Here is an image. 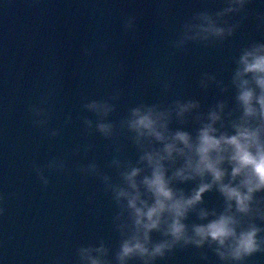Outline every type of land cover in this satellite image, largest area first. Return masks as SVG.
Listing matches in <instances>:
<instances>
[{
    "label": "clouds",
    "instance_id": "1",
    "mask_svg": "<svg viewBox=\"0 0 264 264\" xmlns=\"http://www.w3.org/2000/svg\"><path fill=\"white\" fill-rule=\"evenodd\" d=\"M253 2L222 0L216 10L194 12L167 42L170 55L187 52L193 44L225 46L249 20ZM136 20L135 15L121 19L123 32L133 38ZM255 21L264 32V11L255 13ZM109 46V40L94 41L83 47L82 56L91 58ZM118 69L124 70L122 62ZM162 71L156 67L152 75L168 94L173 81L161 79ZM197 85L205 97L215 92L211 103L195 97L141 102L118 119L112 117L123 89L107 98L85 97L80 107L91 116L81 115V126L86 136L98 134L109 142L106 165L93 158L69 167V156L87 157L94 150L90 142L43 164L33 162L31 170L44 189L51 174L74 171L98 181L113 204L111 228L118 242L81 244L75 264H166L188 249L197 250L202 264H213L209 253L216 264H249L250 258L264 254V39L231 52L220 70L202 72ZM56 95L50 88L38 103L28 105L32 126L48 139L61 137L73 119L69 113L62 127H51ZM210 193L218 196V205L209 206L205 197ZM10 195L16 193L0 192V218L7 214ZM96 195L89 194L86 202L94 203ZM52 264L64 260L56 257Z\"/></svg>",
    "mask_w": 264,
    "mask_h": 264
},
{
    "label": "water",
    "instance_id": "2",
    "mask_svg": "<svg viewBox=\"0 0 264 264\" xmlns=\"http://www.w3.org/2000/svg\"><path fill=\"white\" fill-rule=\"evenodd\" d=\"M221 6L222 0H0V192L16 193L9 196L7 214L0 218V264H52L56 257L75 264V250L81 244L100 239L118 242L111 228L114 207L98 181L74 171L53 173L44 189L32 164L90 142L94 150L87 157L69 156V167L93 158L106 165L109 142L98 134L86 136L81 126L79 117L91 116L80 107L85 97L107 98L123 89L113 119L141 102L195 97L211 103L215 92L205 97L197 85L200 74L220 70L231 52L264 39L255 21V13L264 11V0H254L249 20L225 46L193 44L187 52L170 55L167 42L194 12ZM124 15L137 17L134 38L122 30ZM104 40L110 41L106 52L98 49L91 58H83L85 45ZM156 67L163 70L161 79H172V92L163 93L155 82ZM50 88L57 91L51 127H62L69 113L73 118L55 139L32 126L28 111V105L38 103ZM126 151L134 157L131 145ZM92 193L97 195L90 204L86 197ZM205 199L209 206L219 204L215 193ZM209 256L216 264V258ZM166 264L202 262L197 250L188 249L178 251ZM249 264H264V254H256Z\"/></svg>",
    "mask_w": 264,
    "mask_h": 264
}]
</instances>
